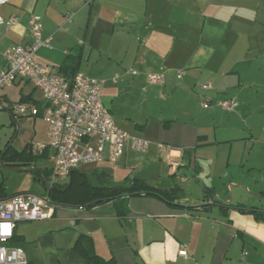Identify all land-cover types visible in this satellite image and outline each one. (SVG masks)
<instances>
[{
	"label": "crops",
	"instance_id": "0c3cea01",
	"mask_svg": "<svg viewBox=\"0 0 264 264\" xmlns=\"http://www.w3.org/2000/svg\"><path fill=\"white\" fill-rule=\"evenodd\" d=\"M32 15L39 16L42 37H50L37 60L57 72L68 63L104 80L102 102L115 124L149 141L145 152L125 146L115 167L96 168L115 185L138 178L180 192L168 199L131 195L122 216L115 200L51 203V217L14 227L12 243L23 248L27 264H86L72 248L81 234L117 264H264V218L251 211L264 213V192L256 194L264 179V0H10L0 7L3 19L15 17L11 27L0 26V73L4 49L32 42ZM157 72L164 82L149 83L147 75ZM35 89L26 80L4 87L0 107L11 110L30 94L41 116ZM223 99L238 105L227 113L216 105ZM159 144L172 147L177 167ZM45 153L50 159L52 150ZM218 164L219 175L229 178V197L220 200L215 186L203 183L201 197L188 199L183 183L193 176H187L207 165L210 177ZM19 193L32 192L11 195Z\"/></svg>",
	"mask_w": 264,
	"mask_h": 264
},
{
	"label": "built area",
	"instance_id": "2783aa9c",
	"mask_svg": "<svg viewBox=\"0 0 264 264\" xmlns=\"http://www.w3.org/2000/svg\"><path fill=\"white\" fill-rule=\"evenodd\" d=\"M10 0H0V7ZM67 21L71 15H67ZM15 17L3 19L0 16V26L11 27ZM32 42L26 45H12L2 51L6 68L0 73V93L6 86L18 80L30 82L41 93V116L47 123L48 143H38L37 153L49 147L52 150L51 178L57 176L61 180L82 164L102 166L109 164L115 167L123 155L125 146L130 149L145 152L149 141L127 133L118 127L109 110L102 102L101 92L105 83L77 71L72 78H67L47 65L37 60V49L47 46L50 37L43 38L38 15H32L30 20ZM135 73V71H131ZM183 75V70H177V77ZM116 78V77H115ZM114 78V80H115ZM151 84H162L164 73L157 72L147 75ZM211 87V83L200 85L202 91ZM203 107L209 103L203 101ZM1 107L6 106L0 103ZM216 105L225 111H232L238 105L235 99H223ZM18 114H36L37 105L28 102H17L12 108ZM165 160L171 167H177L178 162L172 159V147L159 144ZM53 206L47 195L34 193H19L0 199V264H27L23 248L13 244L14 227L19 221L40 220L51 217ZM185 255V250H179Z\"/></svg>",
	"mask_w": 264,
	"mask_h": 264
},
{
	"label": "trees",
	"instance_id": "16d2710c",
	"mask_svg": "<svg viewBox=\"0 0 264 264\" xmlns=\"http://www.w3.org/2000/svg\"><path fill=\"white\" fill-rule=\"evenodd\" d=\"M77 71L73 65L68 63H65L59 69V73L67 78H72ZM20 101H31L33 104H39V101L33 99L30 94L22 95ZM46 150L47 148L43 149L41 153H33L30 148L28 151H21L13 149L7 144V148L2 152L0 151V157L5 165L22 167L37 162V158H34L35 154L36 157L46 156ZM33 172L34 178L42 183L46 189L49 201L55 206L90 207L100 202L115 200L117 213L121 216L127 212L126 202L127 198L131 195L151 194L162 199H168L177 198V193L180 192V189L176 187L170 190L152 187L138 178H133L127 185H115L108 172L105 170L99 171L98 169L90 172L75 169L70 173L69 181L63 185L49 182V175L41 169H33ZM83 182L85 183L84 185H82ZM6 194L0 185V199L8 197ZM251 211L255 212L258 217L264 218L263 212ZM12 241H14V237ZM72 248L85 258L86 264H117L114 258L105 259L98 255L94 250L92 239L86 234L79 235Z\"/></svg>",
	"mask_w": 264,
	"mask_h": 264
},
{
	"label": "rangeland",
	"instance_id": "374dc122",
	"mask_svg": "<svg viewBox=\"0 0 264 264\" xmlns=\"http://www.w3.org/2000/svg\"><path fill=\"white\" fill-rule=\"evenodd\" d=\"M30 86V85H29ZM40 92L34 90V96L40 98ZM12 108V106H11ZM10 111V112H9ZM229 113L230 111H226ZM11 142V148L17 150H26L28 151L31 147L33 153H36V145L40 142L48 141V132H47V123L40 115L35 114H18L14 110L9 109H0V151H4L6 145L9 141ZM264 156V154H262ZM37 162L31 163L28 166H22L20 168H29V169H41L49 175V182L56 185H63L69 181V177L65 180H61L57 176L51 178V161L46 156H38ZM260 165L264 166V161L261 157ZM96 165L93 164H82L77 167L78 170L84 172H90L96 168ZM222 168V169H221ZM224 169L223 164H218L213 175L208 177L210 168L206 165L204 167V172L202 174L191 173L187 177L193 176V180L183 183V189L187 193V197L190 200L197 201L202 195V185L213 184L216 191L218 192L219 199H226L229 197V178L226 180L223 176L219 175L220 171ZM99 171L101 169H98ZM184 170L183 166L181 167L180 172ZM235 171V167L229 168V173ZM215 172V173H214ZM179 173L176 174V176ZM259 175L264 176V168L259 173ZM175 176V177H176ZM214 176V177H213ZM213 180V182H212ZM259 181V180H258ZM257 185L256 194L260 196L258 192H264V179L260 180ZM85 183L83 182L82 185ZM0 185L7 194H13L14 192H32L38 195L46 194V189L41 182L37 181L34 178L33 170H11L8 166L4 164L0 157ZM260 205L264 207V197L259 201ZM215 211H218V207L213 208Z\"/></svg>",
	"mask_w": 264,
	"mask_h": 264
},
{
	"label": "water",
	"instance_id": "95a60500",
	"mask_svg": "<svg viewBox=\"0 0 264 264\" xmlns=\"http://www.w3.org/2000/svg\"><path fill=\"white\" fill-rule=\"evenodd\" d=\"M11 142H12L11 140L8 142V146L11 145ZM30 149H31V147H30ZM9 169H11V170H33V169H29V168H20V167H9Z\"/></svg>",
	"mask_w": 264,
	"mask_h": 264
}]
</instances>
